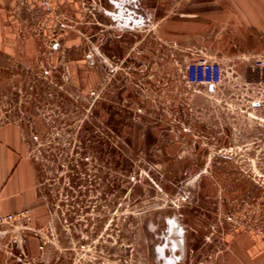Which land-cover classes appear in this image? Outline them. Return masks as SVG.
<instances>
[{"label":"rangeland","instance_id":"374dc122","mask_svg":"<svg viewBox=\"0 0 264 264\" xmlns=\"http://www.w3.org/2000/svg\"><path fill=\"white\" fill-rule=\"evenodd\" d=\"M23 1L0 143L25 217L0 264H264V0H167L138 28L105 0ZM205 59L214 93L187 77Z\"/></svg>","mask_w":264,"mask_h":264},{"label":"crops","instance_id":"0c3cea01","mask_svg":"<svg viewBox=\"0 0 264 264\" xmlns=\"http://www.w3.org/2000/svg\"><path fill=\"white\" fill-rule=\"evenodd\" d=\"M56 1L52 0L53 3H56ZM58 1L65 3V0ZM105 1L110 13L130 27L147 25L162 10L163 4L166 5L167 3V0ZM15 4L16 0H0V50L8 53L15 52L16 37L19 29L18 17L14 15V12L10 11V9L15 7ZM7 149L6 146L0 143V198L2 199L4 211L14 212V201L19 204L21 200H23L22 203L25 200L24 195L15 189L19 187L16 182L20 181L19 178H14V168L19 163L18 155L15 151L12 152ZM254 250L264 252V241H258ZM258 255L261 254L259 253Z\"/></svg>","mask_w":264,"mask_h":264},{"label":"built area","instance_id":"2783aa9c","mask_svg":"<svg viewBox=\"0 0 264 264\" xmlns=\"http://www.w3.org/2000/svg\"><path fill=\"white\" fill-rule=\"evenodd\" d=\"M24 4L23 0H20ZM34 3V0H31ZM25 5V4H24ZM29 8V9H28ZM28 11H31L30 6H27ZM256 63L248 70L247 79L255 80L264 78V54L259 55ZM227 75L226 69L220 61L203 60L192 62L187 71V77L194 84H205L209 93H214L223 84ZM213 88V89H212ZM25 217V211L5 212L0 202V232L2 228L13 226L14 223Z\"/></svg>","mask_w":264,"mask_h":264},{"label":"bare ground","instance_id":"6f19581e","mask_svg":"<svg viewBox=\"0 0 264 264\" xmlns=\"http://www.w3.org/2000/svg\"><path fill=\"white\" fill-rule=\"evenodd\" d=\"M138 27H141V26H137V28H138Z\"/></svg>","mask_w":264,"mask_h":264}]
</instances>
